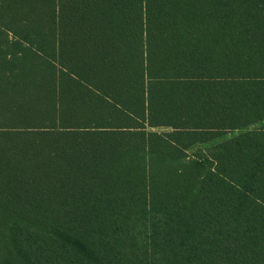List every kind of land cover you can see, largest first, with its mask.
<instances>
[{
    "label": "trees",
    "instance_id": "obj_1",
    "mask_svg": "<svg viewBox=\"0 0 264 264\" xmlns=\"http://www.w3.org/2000/svg\"><path fill=\"white\" fill-rule=\"evenodd\" d=\"M0 264H264V0H0Z\"/></svg>",
    "mask_w": 264,
    "mask_h": 264
},
{
    "label": "rangeland",
    "instance_id": "obj_2",
    "mask_svg": "<svg viewBox=\"0 0 264 264\" xmlns=\"http://www.w3.org/2000/svg\"><path fill=\"white\" fill-rule=\"evenodd\" d=\"M155 130L160 131L161 129L155 128ZM196 147H198V146H196ZM196 147L188 150L187 154L190 155V156H192V155L196 156V154L198 153L197 150H196L197 149Z\"/></svg>",
    "mask_w": 264,
    "mask_h": 264
}]
</instances>
